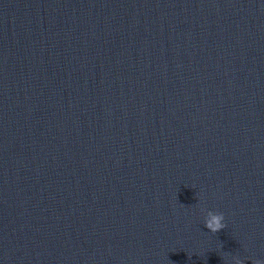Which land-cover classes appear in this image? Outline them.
Masks as SVG:
<instances>
[{"label": "water", "instance_id": "1", "mask_svg": "<svg viewBox=\"0 0 264 264\" xmlns=\"http://www.w3.org/2000/svg\"><path fill=\"white\" fill-rule=\"evenodd\" d=\"M237 260L264 262V0H0V264Z\"/></svg>", "mask_w": 264, "mask_h": 264}, {"label": "clouds", "instance_id": "2", "mask_svg": "<svg viewBox=\"0 0 264 264\" xmlns=\"http://www.w3.org/2000/svg\"><path fill=\"white\" fill-rule=\"evenodd\" d=\"M223 219V215L213 217V220L206 224V227L213 233L219 232L222 230L225 225L220 223V220ZM237 264H243V261L237 260ZM254 264H264V262L257 260Z\"/></svg>", "mask_w": 264, "mask_h": 264}]
</instances>
